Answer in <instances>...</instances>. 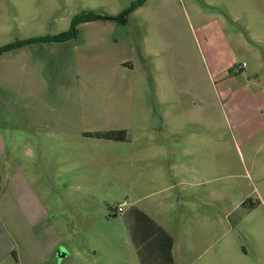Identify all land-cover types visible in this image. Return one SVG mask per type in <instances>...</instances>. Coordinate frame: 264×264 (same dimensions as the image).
<instances>
[{
    "label": "rangeland",
    "instance_id": "1",
    "mask_svg": "<svg viewBox=\"0 0 264 264\" xmlns=\"http://www.w3.org/2000/svg\"><path fill=\"white\" fill-rule=\"evenodd\" d=\"M137 1L0 0V49L83 14L123 18L0 54V208L24 217L0 264H144L138 249L162 264L158 231L113 215L137 199L174 235L176 264H264V0ZM131 104L128 142L84 139L88 120L128 122ZM161 148L183 184L133 163Z\"/></svg>",
    "mask_w": 264,
    "mask_h": 264
},
{
    "label": "crops",
    "instance_id": "2",
    "mask_svg": "<svg viewBox=\"0 0 264 264\" xmlns=\"http://www.w3.org/2000/svg\"><path fill=\"white\" fill-rule=\"evenodd\" d=\"M1 57V55H0ZM129 71L133 70V69H127ZM7 70L6 71H2V78L5 77L7 74ZM4 102H6L5 99H1L0 98V103L2 107V105H4ZM135 105L131 104V117L128 120V122L122 123V122H115V126H111V122L107 121L105 118L99 119H90L88 127H86L84 129V139L86 140H91V141H106V140H100V139H95L90 137V134H98V133H103V132H109V131H131L132 134H135L134 131V122L136 121L135 119ZM103 109V108H102ZM46 130H49L48 128H46ZM47 135V134H46ZM50 136V135H49ZM51 136L53 137L54 135L51 134ZM39 136L37 135V138ZM29 138L26 137H21L20 141L21 142H25L28 141ZM39 154L44 155V151H45V145L42 143V138L39 137ZM109 142V141H108ZM132 142V141H131ZM115 143V142H114ZM119 143V142H117ZM26 148L31 149L30 144H26L25 145ZM5 148L6 146L4 145L3 141L0 139V157H2L4 155L5 152ZM29 153H27L30 156H34L33 151H28ZM173 157V156H172ZM133 158H135V160L133 161L134 164H146L147 160L152 161L153 165H157L159 167V170L154 172V175L149 178L150 181L153 182H159V183H164L165 181L170 183V182H175L176 180L178 181L177 185H181L184 183V173L177 174L176 172H178V169L180 168V165H178V161H170L171 156H170V152L169 150L165 149V148H161V149H150L149 151L145 152V153H136V155L133 156ZM146 159V160H145ZM71 167L74 168V165L71 163L70 164ZM180 173V172H178ZM24 184H26V182H23ZM175 186V185H174ZM173 188V187H170ZM169 190L168 188L163 190L166 191ZM17 198L20 199L21 197L19 195H17ZM170 199V198H169ZM172 199V198H171ZM141 199H137V203H135L131 210L130 213L126 214V211L123 215H125L124 217H127V222H128V227L129 230H135L136 228L140 227V231L143 232L146 229H151L154 232V229H156V231H158L159 237L156 238L157 240V255L155 256L156 258L161 257V261L162 264H165V262H168L165 256V252L163 249V246L168 245L170 243L169 239H172L173 241V247H172V258H173V263L176 264L175 261V238L174 235L171 233L170 229L168 227H164L159 225L150 215L149 211L140 207L138 202ZM126 202V201H124ZM123 202V203H124ZM127 203V202H126ZM174 204V203H173ZM121 205V204H120ZM127 207H128V203H127ZM126 207V208H127ZM1 214L0 217H2L4 219V221H6L5 224L2 225V228H0V243H4L7 244L6 249L4 250L2 247L0 248V258L3 259H8L10 256V252H12V248H9L10 245H8V241L10 239L9 237V231L14 234L15 237H18L21 235L22 232V227L20 226L21 224H23L24 222V217L22 215H20L19 213H13L10 214V212L8 210H5L3 208H0ZM114 216H118V215H114ZM13 222L14 225H9L7 222ZM136 227V228H135ZM143 229V231H142ZM146 233V232H144ZM151 236H153V233H151ZM168 240V241H166ZM12 250V251H11ZM154 258V255H152L151 259L148 258L150 261H152ZM14 264V263H12ZM17 264H20V259L18 256V262ZM28 264H34V263H28ZM260 264L261 261H260Z\"/></svg>",
    "mask_w": 264,
    "mask_h": 264
},
{
    "label": "trees",
    "instance_id": "3",
    "mask_svg": "<svg viewBox=\"0 0 264 264\" xmlns=\"http://www.w3.org/2000/svg\"><path fill=\"white\" fill-rule=\"evenodd\" d=\"M147 1L148 0H138L133 6V10H136V9L142 7L143 5H145V3ZM121 19L123 20V18H108V17L99 16L96 14H83L75 20V22L72 26V29L69 32L63 33V34L58 35L56 37L40 38L38 40L19 42V43L7 46L3 49H0V54H2L3 52H9V51H13L16 49L23 48V47L30 45L32 43H38V42L64 43V42H67V41L73 39L77 35L76 24L78 22L86 23V22H94V21H98V20L121 21ZM89 136L92 138H95V139L113 141V142H119V143H126L129 141V136L127 134V131H125V130L109 131V132H103V133H98V134H90ZM132 231L134 233V230H132ZM135 234L136 233H134V235ZM168 239H169L170 243L168 245L163 246L165 256H166V259L168 261V262H165V264H174L173 258H172L173 241L170 238H168ZM166 241H168V240H166ZM138 252H139V255H140L142 262H144V264H150L149 260H147V257L145 258L146 260L144 259L141 249H138ZM145 261H147V263H145Z\"/></svg>",
    "mask_w": 264,
    "mask_h": 264
},
{
    "label": "built area",
    "instance_id": "4",
    "mask_svg": "<svg viewBox=\"0 0 264 264\" xmlns=\"http://www.w3.org/2000/svg\"><path fill=\"white\" fill-rule=\"evenodd\" d=\"M246 67V64L239 68V71L243 70ZM127 207V203L124 202L116 210H113V215H123L125 213V208Z\"/></svg>",
    "mask_w": 264,
    "mask_h": 264
},
{
    "label": "water",
    "instance_id": "5",
    "mask_svg": "<svg viewBox=\"0 0 264 264\" xmlns=\"http://www.w3.org/2000/svg\"><path fill=\"white\" fill-rule=\"evenodd\" d=\"M65 256H66V253L62 250V251L59 252V254H58V256H57V259H58V260H61V259H63V257H65Z\"/></svg>",
    "mask_w": 264,
    "mask_h": 264
}]
</instances>
